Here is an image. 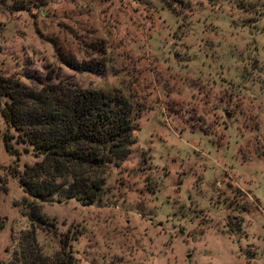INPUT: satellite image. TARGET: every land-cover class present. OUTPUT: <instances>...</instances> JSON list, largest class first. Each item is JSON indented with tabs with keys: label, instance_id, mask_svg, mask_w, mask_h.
Instances as JSON below:
<instances>
[{
	"label": "rangeland",
	"instance_id": "rangeland-1",
	"mask_svg": "<svg viewBox=\"0 0 264 264\" xmlns=\"http://www.w3.org/2000/svg\"><path fill=\"white\" fill-rule=\"evenodd\" d=\"M0 74L121 94L135 128L84 206L24 193L0 114V264H264V0H0Z\"/></svg>",
	"mask_w": 264,
	"mask_h": 264
},
{
	"label": "trees",
	"instance_id": "trees-1",
	"mask_svg": "<svg viewBox=\"0 0 264 264\" xmlns=\"http://www.w3.org/2000/svg\"><path fill=\"white\" fill-rule=\"evenodd\" d=\"M0 114L14 131L8 130L4 138L7 152L17 156L22 148L40 159L21 175L14 174L34 199L58 196L59 203H94L105 187L108 169L120 166L134 144L133 108L121 94L59 82L38 89L0 74ZM67 247L54 259L32 264H74L72 246Z\"/></svg>",
	"mask_w": 264,
	"mask_h": 264
}]
</instances>
